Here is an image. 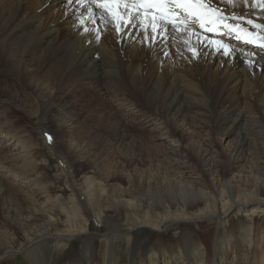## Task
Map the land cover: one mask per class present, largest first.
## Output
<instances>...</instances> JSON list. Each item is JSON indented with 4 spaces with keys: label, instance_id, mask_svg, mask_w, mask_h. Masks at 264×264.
Instances as JSON below:
<instances>
[{
    "label": "bare ground",
    "instance_id": "6f19581e",
    "mask_svg": "<svg viewBox=\"0 0 264 264\" xmlns=\"http://www.w3.org/2000/svg\"><path fill=\"white\" fill-rule=\"evenodd\" d=\"M88 4L0 0L7 101L67 135L55 156L92 168L63 162L57 191L0 104V264H54L76 235L59 264H264V2Z\"/></svg>",
    "mask_w": 264,
    "mask_h": 264
},
{
    "label": "rangeland",
    "instance_id": "374dc122",
    "mask_svg": "<svg viewBox=\"0 0 264 264\" xmlns=\"http://www.w3.org/2000/svg\"><path fill=\"white\" fill-rule=\"evenodd\" d=\"M88 5H90V6H92V5H96V4H88ZM51 9V8H50ZM52 9H54L55 10V8H52ZM219 9H221V8H219ZM79 21V19L77 20V22ZM258 36V35H257ZM119 43V42H118ZM118 43L116 44V50H117V52L118 53H120L121 52V50H120V47H119V45H118ZM248 49H251V50H254L253 48L254 47H247ZM123 57H124V55H122ZM2 64H0V70H2V71H4L5 69H6V67H4L3 65L1 66ZM195 69H197V66H196V64H195ZM220 72H221V70H220ZM13 79H15L16 80V78L15 77H13ZM15 80H13V82L15 81ZM16 82V81H15ZM2 83H4L3 82V80H2V78L0 77V104H2L3 106H7V107H9L12 111H14L12 114H13V116L15 117V116H17V117H15V119H17L18 120V124H20V125H25L27 128H28V130L31 132V134L33 135V137H34V139H36L35 141H37V143H38V145H39V148L42 150V151H44V154H43V156L42 157H44L47 161H48V164L46 163V165H44L45 166V169H44V171H46L47 173H48V176H50V178L51 179H53L55 182H56V185L58 186V188H57V191H59L61 188H62V191H63V184H62V181H63V174H61V176L59 175L60 174V172H59V170L57 169V168H59L60 169V171H61V173H63L62 172V170H61V165H63V162H64V165L65 166H67V167H71V164L70 163H73V165H74V168H75V171H76V174H77V176L79 177L80 175H82V174H84V173H88V174H92V168H91V166H89V167H81L80 166V163H78V162H75L74 160L72 161L71 160V162H68V160H66L64 157H62L61 155V157L64 159H61L60 157H57V156H55V154H54V152H55V150H61L60 149V147H61V141H63V140H65V139H67V135L66 134H64V133H59V132H57V131H55V126L53 125V124H46L44 127L46 128H41V127H43V126H41L40 125V123L36 120V118L34 117H32V112H33V110H31V112L30 113H28L27 111H24V110H22V108H19V106L18 105H16L15 103H12V102H9V101H7V99H8V96H6L7 95V93L6 92H4V84H2ZM3 86H2V85ZM18 85V84H17ZM12 87H13V85H12ZM15 87V86H14ZM17 87H19V85L17 86ZM3 88V89H2ZM19 89V88H18ZM6 90V89H5ZM3 91V92H2ZM19 91L22 93V96L23 95H25L27 92L24 90V89H19ZM6 94V95H5ZM4 95V96H3ZM5 99V100H4ZM84 99H86V97H82V100H81V102L82 103H84L86 100H84ZM6 104H5V103ZM27 113V114H26ZM15 114H17V115H15ZM84 115V114H83ZM82 115V116H83ZM37 122V123H36ZM48 125V126H47ZM50 125H51V127H50ZM53 126V127H52ZM138 127H140L139 125H138ZM50 128V129H49ZM48 129V130H47ZM47 130V131H46ZM50 130H51V132H50ZM54 130V131H53ZM53 131V132H52ZM50 132V133H49ZM49 138H51V139H49ZM220 140V136L219 137H217L216 138V140L215 141H217V143L218 142H220L219 141ZM11 143V144H10ZM9 143V141L7 142L6 141V144L8 145V149H10V147H13L12 148V151H14L15 153H17V154H21L22 153V151H20V150H22V146H21V144L20 143H18V145L17 144H15L14 142H10ZM52 143V144H51ZM12 145V146H11ZM176 145V147H177V143L175 144ZM53 146V147H52ZM54 146H55V148H54ZM59 147V149L57 148V147ZM8 149L6 148V146H4V148L2 149V150H4L5 152L6 151H8ZM48 149V150H47ZM63 149H64V151H67V149L66 148H64L63 147ZM49 151V152H48ZM61 152V151H60ZM53 154V156H52V154ZM51 154V155H50ZM54 156H55V158H54ZM23 158H25L24 156H23ZM62 160V161H61ZM61 164V165H60ZM58 166V167H57ZM71 169H72V167H71ZM58 170V171H57ZM3 174H1L0 175V178H2V181H5L6 183H9V178L7 177V175L5 176H2ZM5 177V178H4ZM81 177V176H80ZM5 179V180H4ZM22 180L20 179L19 181L17 180L15 183V185H20V184H22ZM17 185V186H18ZM21 186V185H20ZM23 188V187H22ZM25 189V188H24ZM69 193V192H68ZM26 194H28V193H26ZM233 216H234V218H236V217H239L237 214H233ZM236 221H239V220H236ZM237 223V222H236ZM92 228H94V229H98V226L95 224V222L94 221H92ZM3 225V224H2ZM177 227H178V225H176ZM103 228H104V225H103ZM170 234H173L174 236H175V239H174V241H177L178 240V238L180 237V231H179V229H172L171 230V233ZM80 236L79 235H76V236H74V237H72V239H71V241L73 240L74 241V244H72V246L71 245H69L68 247H58V246H56V245H54L53 247H52V243L50 244L51 246L50 247H52V249H53V252H52V254H51V261L55 264H59V263H61V262H63V260L65 259V257H66V255H68V253L69 252H71V251H74V250H77L78 252H80L81 251V249H82V247H83V242H81V240H80ZM77 241V242H76ZM135 241H136V237H133V238H131V239H129V247L131 248V247H133L134 245H135ZM55 248V249H54ZM71 248V249H70ZM70 250V251H69ZM0 253H2V250H0ZM21 253V254H20ZM4 256H2V258H3ZM26 256L25 255H23V252H19V254L16 256L15 255V259L14 258H8V259H4V261L3 262H1V264H29L28 262H25L24 261V258H25ZM123 255H120V259H119V263L118 264H121V260L123 261ZM17 262V263H16Z\"/></svg>",
    "mask_w": 264,
    "mask_h": 264
},
{
    "label": "snow or ice",
    "instance_id": "6c2138e0",
    "mask_svg": "<svg viewBox=\"0 0 264 264\" xmlns=\"http://www.w3.org/2000/svg\"><path fill=\"white\" fill-rule=\"evenodd\" d=\"M78 3V4H173V5H204L209 3L210 0H68V3ZM226 3H233V0H224ZM264 2V0H260ZM172 15H177L176 11L173 10ZM242 18V17H241ZM264 27V26H261ZM51 139V138H49Z\"/></svg>",
    "mask_w": 264,
    "mask_h": 264
}]
</instances>
